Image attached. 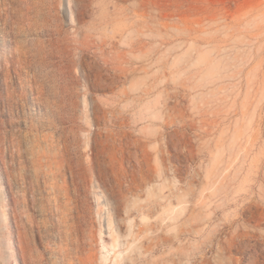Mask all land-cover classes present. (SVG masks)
<instances>
[{"label":"rangeland","instance_id":"1","mask_svg":"<svg viewBox=\"0 0 264 264\" xmlns=\"http://www.w3.org/2000/svg\"><path fill=\"white\" fill-rule=\"evenodd\" d=\"M0 264H264V0H0Z\"/></svg>","mask_w":264,"mask_h":264}]
</instances>
